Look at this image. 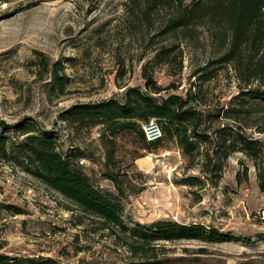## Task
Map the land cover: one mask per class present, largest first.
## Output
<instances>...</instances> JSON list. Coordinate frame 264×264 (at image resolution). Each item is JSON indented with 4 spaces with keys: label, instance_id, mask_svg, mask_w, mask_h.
<instances>
[{
    "label": "rangeland",
    "instance_id": "rangeland-1",
    "mask_svg": "<svg viewBox=\"0 0 264 264\" xmlns=\"http://www.w3.org/2000/svg\"><path fill=\"white\" fill-rule=\"evenodd\" d=\"M168 12L158 8L145 14L140 0H0V119L7 124L25 119L55 131L65 152L82 156L79 165L90 183L120 199L128 227L163 219L204 224L242 238L163 243L157 262L264 264V193L251 159L232 154L214 186L202 171L203 157L190 160L175 140L148 151L127 132L114 138L113 155L100 140L101 126L78 130L59 119L72 105L120 98L127 87L144 89L142 67L175 40L162 33ZM215 30L198 27L191 40L179 45L175 62L154 67L153 80L163 89L162 97L196 94L194 108L209 114L202 125L208 136L228 127L264 147V104L246 114L244 122L224 114L240 90H264V74L248 81L234 65L211 66L225 51ZM55 62L67 78L63 95L50 91ZM108 164L121 189L106 177ZM245 169L246 181L238 184L235 176ZM0 252L12 258L51 257L60 264L147 260L130 256L97 219L13 162H0Z\"/></svg>",
    "mask_w": 264,
    "mask_h": 264
},
{
    "label": "trees",
    "instance_id": "trees-1",
    "mask_svg": "<svg viewBox=\"0 0 264 264\" xmlns=\"http://www.w3.org/2000/svg\"><path fill=\"white\" fill-rule=\"evenodd\" d=\"M143 13L161 8L169 9L165 19L164 35L175 40L163 46L153 60L144 64L141 70L145 81L144 89L127 87L120 98L82 103L70 106L60 116V121L74 129H92L101 126L100 140L113 154L114 138L124 133H133L144 150H155L164 141L175 140L184 156L195 160L203 157L202 171L206 180L216 186L223 163L232 154L242 153L252 160L255 179L260 193H264V147L260 140L253 139L245 132L222 127L213 136L202 128L207 115L194 108V93L185 97L170 94L162 97L163 89L153 80L155 66L170 64L177 59V50L184 41L191 40L200 26L213 27L219 36L222 55L210 65H234L248 81L257 80L264 74V0H140ZM139 4V3H138ZM182 57L179 58L180 66ZM48 70V63L44 61ZM201 71V70H198ZM63 67L60 62L51 66L50 91L63 95L67 78L60 76ZM264 104V90L243 89L233 97L225 118H240L254 107ZM150 122L158 124L161 137L155 142L146 139L144 127ZM114 155V154H113ZM81 155L65 152L58 142L55 131L38 129L33 123L21 120L7 124L0 119V162L25 166L31 169L38 181L42 182L65 199L76 205L84 214L97 219L101 228L111 232L115 241L126 249L130 256L146 260L139 264H162L157 262L156 252L160 244L175 241H198L219 244L240 241L242 238L224 233L215 227L197 223L189 225L177 221L159 219L151 223H133L126 226L122 220L123 204L112 193L99 190L90 183L89 177L79 165ZM113 163V161L111 162ZM110 163V164H111ZM110 164L106 165L108 169ZM113 171V170H112ZM246 179L247 169L237 174L235 180L241 184ZM106 177L121 189L116 176L107 171ZM200 187L204 181L198 178ZM10 209V208H9ZM149 258L153 259L149 262ZM0 264H60L51 257H9L0 252Z\"/></svg>",
    "mask_w": 264,
    "mask_h": 264
},
{
    "label": "built area",
    "instance_id": "built-area-1",
    "mask_svg": "<svg viewBox=\"0 0 264 264\" xmlns=\"http://www.w3.org/2000/svg\"><path fill=\"white\" fill-rule=\"evenodd\" d=\"M144 132L146 135V139L151 142H155L161 137V132L158 124L154 122H150L147 126L144 127Z\"/></svg>",
    "mask_w": 264,
    "mask_h": 264
}]
</instances>
